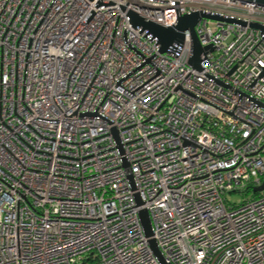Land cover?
<instances>
[{"label":"built area","instance_id":"built-area-1","mask_svg":"<svg viewBox=\"0 0 264 264\" xmlns=\"http://www.w3.org/2000/svg\"><path fill=\"white\" fill-rule=\"evenodd\" d=\"M193 13L235 21L194 26L199 70L189 31L161 52L131 21ZM251 24L241 0H0V264H264Z\"/></svg>","mask_w":264,"mask_h":264},{"label":"water","instance_id":"water-1","mask_svg":"<svg viewBox=\"0 0 264 264\" xmlns=\"http://www.w3.org/2000/svg\"><path fill=\"white\" fill-rule=\"evenodd\" d=\"M241 1L244 3H254L258 6H264V0H241ZM202 18L211 19V20H219V21L224 20L225 22H235L231 19H223L219 16L207 15L203 13H193L189 15H184L178 19L177 23L173 27H169V28H164V27H161L151 22L145 23L142 21V19H140L139 17L135 15L132 16L131 21H132L133 26L141 27L143 30L148 31L153 37H156L158 39L161 52H165L168 49V47L174 42L180 43L183 40L184 31H189L192 37V54L189 59V64L194 69L199 70L200 69V66H199L200 55L205 51H208V50L212 51L213 49L211 46L201 47L194 35L193 28ZM250 26L252 28L260 29L264 31V27H262L261 25L251 24ZM261 190H264V184L253 189L254 192H259ZM140 219H141V224H142L145 235L150 236L151 235L150 223H149V218H148L146 211L143 210L140 213ZM151 244L154 247V242H151ZM157 256L161 260V257L158 254V252H157Z\"/></svg>","mask_w":264,"mask_h":264},{"label":"rangeland","instance_id":"rangeland-1","mask_svg":"<svg viewBox=\"0 0 264 264\" xmlns=\"http://www.w3.org/2000/svg\"><path fill=\"white\" fill-rule=\"evenodd\" d=\"M253 193L252 192H248L246 194L247 197H250ZM244 198L243 195H240V194H237V193H231L227 196V200L230 202V203H240L242 201V199Z\"/></svg>","mask_w":264,"mask_h":264}]
</instances>
